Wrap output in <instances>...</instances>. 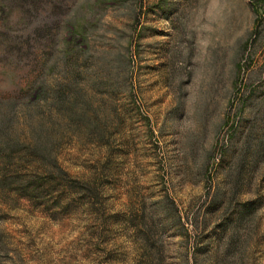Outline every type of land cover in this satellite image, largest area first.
<instances>
[{"label": "rangeland", "instance_id": "obj_1", "mask_svg": "<svg viewBox=\"0 0 264 264\" xmlns=\"http://www.w3.org/2000/svg\"><path fill=\"white\" fill-rule=\"evenodd\" d=\"M0 264H264V0H0Z\"/></svg>", "mask_w": 264, "mask_h": 264}, {"label": "trees", "instance_id": "obj_2", "mask_svg": "<svg viewBox=\"0 0 264 264\" xmlns=\"http://www.w3.org/2000/svg\"><path fill=\"white\" fill-rule=\"evenodd\" d=\"M85 185H82L81 188H84ZM86 190L89 192V193H93V190L90 188V187H87Z\"/></svg>", "mask_w": 264, "mask_h": 264}]
</instances>
